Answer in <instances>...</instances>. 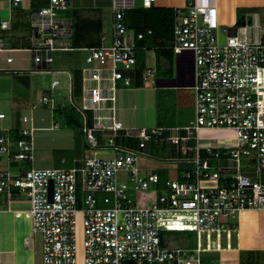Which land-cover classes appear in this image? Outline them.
<instances>
[{"label": "built area", "instance_id": "2783aa9c", "mask_svg": "<svg viewBox=\"0 0 264 264\" xmlns=\"http://www.w3.org/2000/svg\"><path fill=\"white\" fill-rule=\"evenodd\" d=\"M22 1L6 0V5L13 8ZM154 4L155 0H142L143 6ZM70 6L71 0L26 5L34 68L50 67L54 50L75 48L69 43L71 16L59 14ZM132 6L134 0H113L110 30L102 32L99 45L80 47L85 52L81 106L73 100L69 75V100L83 119L86 112L90 117L82 126L86 146L82 158L69 167L31 166L16 173L0 169V186L7 197L17 189L29 201L32 231L42 236L43 264H76L77 214L82 264H218L203 260L199 244L186 246L174 231L190 230L198 238L202 231L226 228V220L242 209L264 208V28L258 32L255 22L221 26L212 4L185 0L173 6L171 48L184 69L193 68L195 116L170 127L123 126L116 117V90L119 82L130 85L131 77L117 64H135L142 37L125 24L124 9ZM10 27L9 20L0 19V29ZM220 27L226 32L223 43L214 33ZM15 48L8 38H0V50ZM12 60L11 55L6 57L7 62ZM146 73L153 76L154 68L148 67ZM58 82L53 79L50 88ZM39 104L53 108L56 102L42 95ZM22 120L28 117L23 115ZM32 129H21L24 136L17 139L7 131L0 133L2 160L7 164L33 160ZM202 129H229L232 139L198 141ZM162 141L178 146L182 157L171 159L187 165L179 177H167L159 185V174L152 169L140 173L138 163L142 155H149L145 150L149 143ZM228 146L229 153L218 150ZM106 147L112 148V155H98L97 148ZM244 159L256 163L246 164ZM152 183L159 191L155 201L133 198L132 190L147 189Z\"/></svg>", "mask_w": 264, "mask_h": 264}, {"label": "rangeland", "instance_id": "374dc122", "mask_svg": "<svg viewBox=\"0 0 264 264\" xmlns=\"http://www.w3.org/2000/svg\"><path fill=\"white\" fill-rule=\"evenodd\" d=\"M112 2L113 0H71V6L67 9L59 10L60 15L71 16L72 7L78 9V12L82 15L99 16L102 20V25L104 31L107 33L110 30L112 22ZM30 6L29 0H23L19 6L13 8L8 7L3 4L0 7V19H7L11 22V27L9 29H0V38H8L10 40V45L17 47L11 50H0V133L6 131V128L13 126L18 128H29L35 124L48 125L49 123L57 122L59 129L56 127L53 130H63L64 128H71L72 126L66 125L64 120L57 116L50 105H40L39 98L42 95L52 96L53 99L58 104H64L67 108H74L71 104L68 96V84L70 82V73L73 76V100L76 104H82L81 99V72L82 66L84 65V50L80 47H75L72 49L65 50H54L52 51L53 61L50 68H34L32 63V53L30 47L33 45L32 30H31V13L26 7ZM135 6H141L142 0H134ZM264 10V7H263ZM244 15V19H251V16H246L244 11H240ZM264 22V17L260 19ZM18 21L17 26H13L12 22ZM252 21V19H251ZM257 32V31H256ZM263 32V31H262ZM216 35V41L218 43H223L225 41L226 32L222 30V27L217 28L214 31ZM258 33V32H257ZM145 53V64L140 67L137 64L124 65L118 63V67L123 70L124 74H130L131 84L124 85V87L118 88L116 90V100H115V111L116 117L121 121L123 126H172L176 124V118L174 114L175 98L174 91L171 89L163 88V86H157L155 79L158 77L153 74V76L146 75V69L152 67L156 63V56H154V51L152 48L144 49ZM11 55L13 60L11 62L6 61V57ZM175 57V54L173 55ZM163 60V58H159ZM173 58V65H174ZM174 68V66H173ZM10 69H16L13 72ZM66 70V72L61 70ZM161 74L159 71L158 75ZM139 76L142 80L140 81L142 85L134 87V78ZM53 79H58V84L55 88H50V82ZM121 85V84H120ZM119 87V85H118ZM121 94L125 98L124 105H119L117 101V96ZM182 98L186 100V104H189L190 99L193 100V90L190 87L182 88ZM36 103V107L32 108V104ZM186 118L185 123H188L190 119L195 116L194 104L192 107L185 106ZM183 109V110H184ZM26 115L28 117L27 121L22 120V116ZM42 118V119H40ZM35 119H39L36 122ZM44 119V120H43ZM54 127V126H53ZM34 128V127H33ZM69 130H75L79 136L81 144L85 142L83 132L77 127H72ZM44 132H37L33 130L31 133V139L33 142V154L32 159H21L19 161H12L9 166L11 171L19 170L20 168L28 167H69L74 164V158H78L83 155L84 149L80 147L79 154H76V149L63 144L62 135H53L52 131L49 130ZM37 132V133H36ZM36 133V137H35ZM96 136L99 138L100 132H95ZM232 131L229 129H202L198 135V141H229ZM50 137L47 139V137ZM46 138V139H45ZM106 138V135H103ZM59 144H56L55 141ZM49 141V144H48ZM104 143V140H100ZM191 143H195V139L191 140ZM214 144L219 145L220 143L214 142ZM78 148V147H77ZM98 155H112V148L106 147L97 148ZM230 147H220L218 150L220 152L227 151L229 153ZM146 154L148 156L142 155L139 159L140 173L142 171H149L150 169L156 171L161 177H172L175 172H177L179 167L185 166L180 164L177 158L182 157L178 152V146L172 145L168 141L149 143L146 147ZM86 151V147H85ZM4 158V154L0 155V161ZM63 159V160H62ZM246 164H255V159H244ZM0 162V169L6 168ZM124 177H128V174L120 172ZM19 191V190H18ZM21 192V191H19ZM158 190H155L154 183L149 184L147 189L132 190V196L136 201H142L146 199V202L155 201ZM22 193V192H21ZM22 197L27 198L25 193H22ZM29 203V201L27 200ZM237 216L229 218L226 220V228H236L237 227ZM81 215L77 214V249H76V264H82V228L80 222ZM181 234L191 235L185 245L191 246L195 242L194 232H184ZM179 233V234H180ZM211 239L213 240L216 234L211 233ZM221 243L223 244V239L225 237V232L222 230ZM37 247L39 248V255H42V236L41 233L35 232ZM181 238V237H180ZM182 240V242H183ZM175 243H178L176 241ZM192 243V244H191ZM180 245V244H179ZM225 255L222 252L216 253L213 257L206 259V261H215L218 264H227Z\"/></svg>", "mask_w": 264, "mask_h": 264}, {"label": "crops", "instance_id": "0c3cea01", "mask_svg": "<svg viewBox=\"0 0 264 264\" xmlns=\"http://www.w3.org/2000/svg\"><path fill=\"white\" fill-rule=\"evenodd\" d=\"M195 1L199 4L215 5L219 12V21L221 26H225L228 28L232 27L237 18V11L240 10L244 11V14L246 16H251V22L259 24V27H257L258 32L264 28V22L260 20L261 17H264V0ZM184 3L185 0H155V5L164 6H178L183 5ZM3 4H7L6 0L2 1V5ZM173 58H175L174 65ZM173 58L171 62V74L164 71L158 75L159 72H156L155 64L152 66V68H154V74L158 76L155 79L156 85L163 86V88L171 89L172 91H174V114L177 122L174 125H182L183 123H185L184 120L186 118V112L184 109L185 106L192 107V104H194V97L193 100L190 99L189 104H186V100H183L181 95L183 87H190V84L192 83V74L190 67L187 69H184L182 67L181 62L176 57V55L175 57L173 56ZM160 62L161 66H163L162 68H165L167 64L164 59L160 60ZM10 70H12L13 72L16 71V69ZM61 71L66 72V70L64 69ZM70 75L72 76L71 73ZM141 80L142 79L139 76H135L133 80L135 88L142 85L140 82ZM118 85V88L124 87V84H122L121 82H119ZM117 101L119 105L123 106L125 102L124 96L119 94L117 96ZM38 120L39 119H35L36 122H39ZM55 123L57 122L53 123L54 127L52 126V123H49L48 125L37 123L32 126L34 127L32 131L37 130V132L46 133V131L42 130H49L50 133L52 131L54 136L57 134H61L63 136V144H67L68 146L76 149V154H79L80 147H82V150L84 149V155L86 153V146L85 142L81 144L79 134L75 130H69L72 127L67 129L64 128L63 130H57L59 128H57L58 125L56 126ZM55 127L57 129L53 130ZM8 128H6V130ZM20 129L26 130L25 128ZM82 132L83 131H81L80 133L82 134ZM47 135L48 134L46 133L45 136ZM49 138L50 137L48 136L47 139ZM129 140L131 141L130 144H132V139L130 138H127L125 142L129 144ZM55 143L59 144L57 140L55 141ZM82 156L74 158L73 160L82 158ZM0 162H2L4 166L6 165V168L9 169V166L4 160H1ZM184 165L186 166L187 164ZM21 169L22 168H20L19 170ZM19 170H13L12 172L16 173ZM164 179L160 178L159 176V185ZM27 200V198L25 199L24 197H22V193L17 189H14V195L11 198H8L5 189L0 186V264H43L42 255H39V248L37 247L35 232H33L31 228V221L28 212L29 203L27 202ZM237 224V227L233 229L231 227H228L219 230L202 231L200 232L198 238L194 233L195 242L193 243V245H195L196 242L199 244V246L202 248V254L206 259L213 257L218 252H222L225 255L224 258L228 260L227 264H264V208H245L240 210L237 217ZM222 230L225 232L223 244L221 243V237L219 236ZM212 232L216 234L213 240L210 236ZM179 236L182 237V240L185 239L186 242H188L187 238H189L191 235H184L180 233ZM206 259L203 258V260L205 261Z\"/></svg>", "mask_w": 264, "mask_h": 264}, {"label": "trees", "instance_id": "16d2710c", "mask_svg": "<svg viewBox=\"0 0 264 264\" xmlns=\"http://www.w3.org/2000/svg\"><path fill=\"white\" fill-rule=\"evenodd\" d=\"M47 3V0H30L31 7L35 8ZM124 20L127 28L134 33L141 32L142 37L138 39V49L136 52L137 66H144V49L152 48L155 52L156 72H172L173 50L171 48L172 41V23L174 18L173 6L151 5V6H132L124 9ZM244 15L237 11V18L233 26H238L247 20ZM72 32L69 38V43L72 47L94 46L100 44V37L103 32L102 20L99 16L82 15L78 9L72 7L71 13ZM18 22V21H17ZM17 22H12V25L17 26ZM251 19L248 18V23ZM163 58L166 62V67L162 68L159 58ZM44 67H40L41 69ZM49 67H45V69ZM72 92H73V76H72ZM53 110L57 116L61 117L66 125L77 127L82 131V126L90 123L89 113L86 112V119H83L82 114L75 108H67L64 104H57ZM18 127H10L6 131L13 139L24 136ZM129 140V144H130ZM132 145V144H130ZM179 150V148H178ZM179 158V157H177ZM182 164L181 162H179ZM182 167V166H181ZM181 167H179L181 169ZM180 169L175 172L174 176H180ZM160 176V175H159ZM169 177V176H168ZM163 179V177L160 176ZM180 230H175V234H179ZM186 232H191L186 230Z\"/></svg>", "mask_w": 264, "mask_h": 264}, {"label": "water", "instance_id": "95a60500", "mask_svg": "<svg viewBox=\"0 0 264 264\" xmlns=\"http://www.w3.org/2000/svg\"><path fill=\"white\" fill-rule=\"evenodd\" d=\"M38 68H39V66H38ZM190 68H191V74L193 75V68H192V66ZM49 192H50L49 194L51 195V183H50V186H49Z\"/></svg>", "mask_w": 264, "mask_h": 264}]
</instances>
